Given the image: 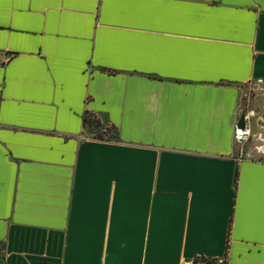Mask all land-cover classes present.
I'll return each mask as SVG.
<instances>
[{
    "label": "crops",
    "instance_id": "1",
    "mask_svg": "<svg viewBox=\"0 0 264 264\" xmlns=\"http://www.w3.org/2000/svg\"><path fill=\"white\" fill-rule=\"evenodd\" d=\"M252 83L264 0H0V264H264Z\"/></svg>",
    "mask_w": 264,
    "mask_h": 264
},
{
    "label": "rangeland",
    "instance_id": "2",
    "mask_svg": "<svg viewBox=\"0 0 264 264\" xmlns=\"http://www.w3.org/2000/svg\"><path fill=\"white\" fill-rule=\"evenodd\" d=\"M244 112H254L251 117L252 136L244 144H237L244 157L263 158L264 156V83H252L243 96ZM88 132L92 133L91 129Z\"/></svg>",
    "mask_w": 264,
    "mask_h": 264
},
{
    "label": "built area",
    "instance_id": "3",
    "mask_svg": "<svg viewBox=\"0 0 264 264\" xmlns=\"http://www.w3.org/2000/svg\"><path fill=\"white\" fill-rule=\"evenodd\" d=\"M245 115L246 127L245 129L239 128L237 125L235 127V141L237 144H244L252 136L251 128V117L254 115V112H247ZM6 252L5 243L0 239V258H4ZM181 264H226L225 259H206V258H194L187 259L184 258L181 261Z\"/></svg>",
    "mask_w": 264,
    "mask_h": 264
},
{
    "label": "trees",
    "instance_id": "4",
    "mask_svg": "<svg viewBox=\"0 0 264 264\" xmlns=\"http://www.w3.org/2000/svg\"><path fill=\"white\" fill-rule=\"evenodd\" d=\"M84 127L89 128L94 133V138L98 140H114L117 139L116 129L109 125H105L95 116H85Z\"/></svg>",
    "mask_w": 264,
    "mask_h": 264
},
{
    "label": "water",
    "instance_id": "5",
    "mask_svg": "<svg viewBox=\"0 0 264 264\" xmlns=\"http://www.w3.org/2000/svg\"><path fill=\"white\" fill-rule=\"evenodd\" d=\"M237 126L239 128H241V129H245V127H246V121H245V115L244 114L241 115L240 120H239V123H238Z\"/></svg>",
    "mask_w": 264,
    "mask_h": 264
}]
</instances>
